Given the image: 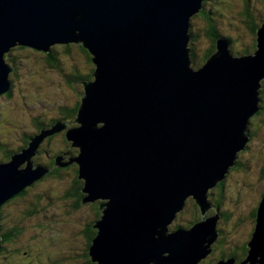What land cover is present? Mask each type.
Instances as JSON below:
<instances>
[{"label":"water","instance_id":"obj_1","mask_svg":"<svg viewBox=\"0 0 264 264\" xmlns=\"http://www.w3.org/2000/svg\"><path fill=\"white\" fill-rule=\"evenodd\" d=\"M201 3L0 0V93L12 72L2 54L10 47L47 52L77 43L92 55L79 127L65 134L70 147L79 148L73 161L84 180L81 203L105 201L93 225L92 263L199 264L218 238V214L205 217L207 192L249 140L245 127L258 110L264 80V21L252 54L233 56L229 41L218 38L216 51L192 72L187 33ZM60 124L28 137L26 148L0 163V206L49 173L29 160L42 138L63 129ZM60 157L56 166L66 165ZM189 196L201 220L171 232ZM247 247L239 264H264V196ZM236 263L229 257L215 264Z\"/></svg>","mask_w":264,"mask_h":264},{"label":"rangeland","instance_id":"obj_2","mask_svg":"<svg viewBox=\"0 0 264 264\" xmlns=\"http://www.w3.org/2000/svg\"><path fill=\"white\" fill-rule=\"evenodd\" d=\"M247 16L259 28L264 20V0H202L201 11L189 20V58L190 49L194 54L193 60L190 58V70L199 69V58L215 45L213 32L228 39L233 56L252 54L257 37L244 25ZM83 50L87 51L81 44L68 43L55 44L47 52L15 46L2 53L12 72L6 91L0 93V163L10 161V157H6L8 153L9 156L19 153L17 149L23 146L25 139L40 134L36 124L42 125L40 130H48L61 123L63 129L42 138L35 155L29 160L34 168L43 167L50 159L53 160L49 173L35 181L31 189H28L30 186L25 188L28 189L24 191L25 196L10 198L0 206V235L11 230L15 234L9 243L0 236V264H88L83 255L88 248L85 226L91 228L94 223L93 210L90 202L79 207L74 205L78 204L75 199L63 197L65 192L69 191L70 195L75 191L72 183L74 177L78 178V173L71 165L72 158L79 154V148L70 147L72 142L64 136L67 131L79 127L76 116L84 83L90 81L94 73H91L94 68L92 55L89 53L87 57ZM48 54L55 60V66ZM74 76L81 77L83 81L75 80ZM259 92L264 108V80ZM76 107V114L71 116ZM258 113H254L247 123V126L251 124L249 128L254 134L246 131L250 141L238 153L237 161L241 166L229 169L227 181L220 189L214 186L207 192V202L211 207L205 217L218 214V238L211 245V253L199 264L211 261L215 264L223 253V260H226L233 251L238 256L235 257L236 264L246 259L247 253L242 248L249 251L247 244L264 195V182L259 175L264 167V111L260 117L263 122L259 121ZM61 154L60 161L66 165L56 166L55 159ZM56 170H59L57 174ZM79 181L84 182L83 179ZM96 202L105 204L102 199L93 203ZM175 215L168 226L171 232L177 226L187 229L201 220L192 196L186 198L183 209ZM243 253L245 257L239 259Z\"/></svg>","mask_w":264,"mask_h":264},{"label":"trees","instance_id":"obj_3","mask_svg":"<svg viewBox=\"0 0 264 264\" xmlns=\"http://www.w3.org/2000/svg\"><path fill=\"white\" fill-rule=\"evenodd\" d=\"M244 9V8H243ZM244 14V16L246 15L245 14V12L243 13ZM248 18V19H247ZM247 18H245V20H244V25H246L248 28H250V30H251V32L253 33V36L255 35V32H256V29L258 28L257 27V25L254 23H252V19L250 18V16L248 17L247 16ZM262 21V20H261ZM264 21V20H263ZM254 25H255V27H254ZM221 36L220 35H218V34H216L215 32H213V43H214V41L215 40H217L218 38H220ZM215 44V43H214ZM21 48H25V47H21ZM255 48V47H254ZM30 49V48H29ZM215 50V45L214 46H212V49L211 50H209L203 57H200L199 58V61L201 60V62H200V66H202L204 63H205V61L214 53L213 51ZM82 52H84L85 54H86V56L88 57V54H89V52L88 51H82ZM48 57L51 59V63H53V66H55V60L52 58V55L50 54H48ZM190 58H191V60H193V58H194V54H193V52H192V50L190 49ZM88 60L91 62V60H90V58H88ZM196 65H197V63L194 65L195 67H196ZM94 72V68L91 70V73H93ZM75 77V76H74ZM90 78V77H89ZM75 80H82L81 79V77L79 78V77H75L74 78ZM92 79H93V76H92ZM83 81V80H82ZM261 102V101H260ZM76 110H77V107L76 108H74L73 110H72V112H71V116H74L75 114H76ZM37 125V127H36V130L37 131H39L40 130V128H42V125L41 124H36ZM247 129V128H246ZM65 137V136H64ZM63 137V138H64ZM52 137H50L49 139H51ZM27 144H28V140H26L25 139V141H24V144H23V146L22 147H19L18 149H17V151L19 152V151H21L23 148H26V146H27ZM10 155V153H8L7 155H6V157H7V159L10 157L9 156ZM54 157H56V155H53V158ZM5 160V159H4ZM51 165H53V160L51 161ZM75 171H77V173H78V168L77 167H75V169H74V172ZM50 176H52L51 174H50ZM49 176V177H50ZM59 177V176H58ZM35 184H32L28 189H31L33 186H34ZM72 185H73V188H74V192H73V194H68V195H66V197H71V198H73V199H75L77 202H78V204L76 203V204H74L75 206L77 205V206H81L82 205V203H81V201H82V194H81V189H82V186H83V181L82 182H80L79 180H78V178L77 177H74V179H73V183H72ZM28 189H24L22 192H20L19 194H17L16 196H14L13 198H15V197H17L18 195L19 196H21V197H23V196H25V194H26V192H24V191H28ZM24 192V193H23ZM22 193V194H21ZM21 194V195H20ZM12 198V199H13ZM64 199H66L65 198V196H64ZM67 200V199H66ZM98 215H99V213L97 212V210H93V216L95 217V219H94V223H92V224H95L97 221V219H98ZM89 224H91V222H89ZM91 224V227L93 226ZM92 229H94L93 227H92ZM95 230V229H94ZM13 232L14 231H10V232H8L6 235L5 234H3V235H0L1 237H3L4 238V242H6V243H9V242H11V241H13V239H14V237H15V234H13ZM95 235H96V230L94 231V235H89V237H88V248L86 249V253H85V259H86V261L88 262V263H90L91 264V259H90V257H89V255H88V252H89V247H90V245H91V242H92V240H93V238L95 237ZM251 237V236H250ZM86 238H87V235H86ZM91 239V240H90ZM214 244H215V242H214ZM215 246V245H214ZM216 247V246H215ZM6 249H4V251H5ZM234 250V249H233ZM243 251H244V253L246 254L247 253V249H243ZM243 253V255H241V256H239V259H243L244 257H245V254ZM9 254V253H8ZM225 253H223V254H221L220 256V258L218 259V261L219 260H223L224 258H225V255H224ZM229 257H238L236 254H235V252L233 251V252H231L230 253V255L228 256V258ZM241 257V258H240ZM213 261H211V262H209L208 264H211Z\"/></svg>","mask_w":264,"mask_h":264},{"label":"flooded vegetation","instance_id":"obj_4","mask_svg":"<svg viewBox=\"0 0 264 264\" xmlns=\"http://www.w3.org/2000/svg\"><path fill=\"white\" fill-rule=\"evenodd\" d=\"M261 98V102H260V109H259V113L257 114V116H259L258 117V119H259V121L260 122H263V120L262 119H260V117L262 116V113H263V111H264V108H263V100H262V97H260ZM253 120H256V118L254 117L253 118ZM249 126H251V124L249 125ZM249 126H247V132L248 131H251L252 132V135L254 134V131H252L250 128H249ZM249 143V142H248ZM60 156H62V154L60 155ZM75 158V156L72 158V165H71V167L73 168V170L75 169V167H77L76 166V164L74 163V161H73V159ZM238 159V158H237ZM241 166V164L236 160V162H235V165H234V167L233 168H235V167H240ZM44 167H47V168H50L51 167V159L48 161V164H46ZM232 168V169H233ZM261 168V167H260ZM231 169V170H232ZM58 171L59 170H56V174L58 173ZM52 172V171H51ZM53 172H55V170L53 171ZM260 173L261 174H259L260 175V180L262 181V182H264V167H263V170H261L260 169ZM229 174V173H228ZM227 174V175H228ZM226 175V177H225V181L223 180L221 183H219V184H217L216 185V188H218V189H220L222 186H223V184L227 181V176ZM70 192L68 191V192H65L64 194H63V197L64 196H66V195H68ZM264 193V192H263ZM84 205H86V204H84ZM90 205V207L92 208V210H97V212L99 213V215H98V219L96 220V221H99V219L101 218V204H99V202H96V203H90L89 204ZM83 206V205H82ZM95 222V221H94ZM88 225V224H87ZM93 225V224H92ZM86 227V229H85V232L87 233V237H89V235H94V229H92V227L91 228H87V226H85ZM87 249V248H86ZM86 249L84 250V253H83V255H84V258H85V253H86ZM242 249H245V248H242ZM239 256H241V254L239 255ZM88 264H90V263H88ZM92 264V263H91Z\"/></svg>","mask_w":264,"mask_h":264},{"label":"bare ground","instance_id":"obj_5","mask_svg":"<svg viewBox=\"0 0 264 264\" xmlns=\"http://www.w3.org/2000/svg\"><path fill=\"white\" fill-rule=\"evenodd\" d=\"M188 37L190 38V35H188ZM222 38V37H221ZM257 111H259V107H258V110ZM245 136L246 137H248V139H250L249 138V136H248V134L246 133V127H245ZM250 141V140H249ZM240 152V150L239 151H237V153H236V158L238 157V153ZM73 153V152H72ZM232 168V167H231ZM230 169V168H229ZM229 171V170H228ZM228 173V172H227ZM227 173H226V175H227ZM225 175V176H226ZM264 196V195H263ZM263 196H262V198H263ZM250 242V241H249ZM247 255H248V253H247Z\"/></svg>","mask_w":264,"mask_h":264},{"label":"clouds","instance_id":"obj_6","mask_svg":"<svg viewBox=\"0 0 264 264\" xmlns=\"http://www.w3.org/2000/svg\"><path fill=\"white\" fill-rule=\"evenodd\" d=\"M222 38L227 39L226 37H223V36H222ZM227 40H228V39H227ZM229 44H230V42H229ZM229 47H230V45H229ZM260 101H261V98H260ZM236 160H237V158H236ZM236 160H235V162H236ZM233 167H234V166H233ZM225 177H226V176H225ZM224 179H225V178H224ZM224 179H223V180H224ZM223 180H222V181H223ZM222 181H221V182H222ZM221 182H219V183H221ZM219 183H217V184H219ZM217 184H216V185H217ZM93 225H94V224H93ZM92 227H93V226H92ZM177 228H181V227H179V226L175 227V229H177ZM189 228H190V227H189ZM189 228H187V229H189ZM216 262H217V261H216Z\"/></svg>","mask_w":264,"mask_h":264}]
</instances>
